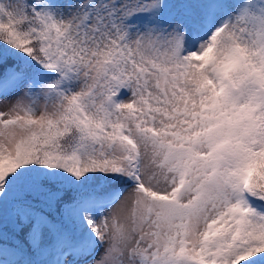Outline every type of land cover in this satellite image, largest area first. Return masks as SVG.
<instances>
[{"label": "snow or ice", "instance_id": "obj_1", "mask_svg": "<svg viewBox=\"0 0 264 264\" xmlns=\"http://www.w3.org/2000/svg\"><path fill=\"white\" fill-rule=\"evenodd\" d=\"M0 264H264V0H0Z\"/></svg>", "mask_w": 264, "mask_h": 264}]
</instances>
